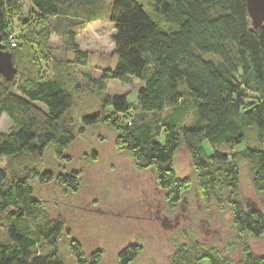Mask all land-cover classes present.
Returning <instances> with one entry per match:
<instances>
[{"label": "trees", "instance_id": "1", "mask_svg": "<svg viewBox=\"0 0 264 264\" xmlns=\"http://www.w3.org/2000/svg\"><path fill=\"white\" fill-rule=\"evenodd\" d=\"M145 1L149 12L139 0H28L46 24L45 34L64 39V53L73 57L42 78L46 70L36 52L20 48L9 30L7 13L18 11L22 0H0L1 44L17 69L11 81L0 77V119L5 115L13 125L0 133V164L8 161L0 166V264H65L57 241L71 232L58 217L49 218L31 184L54 183L56 196L77 193L81 171L55 176L43 170L44 154L65 158L74 141L97 126L114 135L113 149L128 156L134 171L153 172L171 214L190 187L196 189L202 215L221 228L226 224L227 246H238L240 256L232 262L183 232L185 243L175 246L170 264H264V23L251 26L245 0ZM103 17L114 27L117 62L98 79L85 75L81 84L76 67L87 66L89 55L79 50L75 30ZM130 79L141 83L136 104L125 94L106 93L108 82ZM190 109L191 125L180 128ZM163 112L160 119L144 118ZM204 141L211 157L203 153ZM240 145L245 149L233 153ZM181 148L189 157L190 182L172 166ZM84 157L98 160L95 153ZM220 214L224 224L215 218ZM31 219L42 222L32 226ZM138 246L121 250L117 264L133 263L141 255ZM70 254L75 264H100L103 256L94 251L86 259L76 241Z\"/></svg>", "mask_w": 264, "mask_h": 264}, {"label": "rangeland", "instance_id": "2", "mask_svg": "<svg viewBox=\"0 0 264 264\" xmlns=\"http://www.w3.org/2000/svg\"><path fill=\"white\" fill-rule=\"evenodd\" d=\"M139 2L149 12L148 3L145 0H139ZM20 7L16 12L7 13V21L10 24L9 30L13 29L17 34L20 48L30 47L36 52L40 63L46 70V73H42V78H45V76L52 75L56 71L60 62L65 59L72 61L73 57L65 55L64 39L56 34H45L46 24L30 6L28 0H22ZM75 33L79 50L89 55L87 66L76 67L81 84L85 83V75L89 74L91 78L98 79L103 69H114L117 62L116 56L113 57L114 47L111 41L114 27L108 22L106 17L76 29ZM45 37H47L46 43ZM140 86L141 83L135 79H130L127 83L110 81L107 83L106 93L110 96L125 94L128 103L136 104ZM93 108L94 110L98 108L97 102H94ZM106 110L110 112V108ZM165 114V112L159 115L148 114L144 115V118L151 121L160 119ZM192 119V109H190L180 128L189 127ZM12 129L13 125L3 115L0 119V133L7 134ZM113 140L114 135L110 131L98 126L92 127L87 129L85 134L78 137L71 148L65 151V158L56 160L50 150H47L44 154L42 168L45 171H51L55 176L67 174L71 171H81L79 180L81 188H79L77 193H69L73 196L65 197L62 190L61 195L64 197L53 194L52 188L56 189L58 193L60 191L55 188L54 183L40 185L35 182L31 184L34 196L40 201L43 210L49 215V218L58 217L71 232L70 238L62 236L57 241V248L61 257L65 264H75L70 254V245L71 241H76L80 245L82 254L86 259L94 251H101L103 256L100 264H117L118 253L127 245L141 244L144 247L138 241V238L134 237L142 235L144 239L152 237L154 244L152 245L151 242L147 243L148 247H144L141 255L131 264H170L176 250L174 249L173 253L169 251L171 239L172 245L180 246L186 240L182 231H185L187 235L195 234L197 241L201 239L197 225L199 226L198 221L202 217V213L200 209H197L198 203L194 188L190 187L185 195L187 210L181 213L177 227L163 230L160 223H158L159 220H155L154 212L157 207H160L161 211L159 217L165 215L171 218L173 216L168 212L167 206L164 207L163 194L156 190L152 181L149 182V185L144 181L143 177L135 173L128 156L113 149ZM158 140L160 142L163 141V139H156V141ZM202 149L206 157L212 156L213 150L207 141L202 143ZM244 149L245 146L240 145L235 148L233 153ZM222 150H226V148ZM92 153L98 155V160L95 162L91 159L85 161L84 156ZM7 162V160L3 159L0 166L5 167ZM172 166L175 172L178 173L179 178L189 179V182L192 180L189 157L183 148L175 156ZM247 175L248 171L246 173L245 170L242 184L244 186L245 200L250 206L254 204V201L251 196H247V191L250 189ZM142 179L144 181L143 187L137 189L135 198L131 200L133 182L136 180L142 182ZM192 184L194 186V182ZM91 185L94 187L92 188ZM81 199L85 201L80 202ZM89 202H92L91 205ZM134 203H137V208L129 210ZM96 207H102L104 210L102 213L114 211L116 216H120L124 212H127V214L124 213L121 218H115L113 215L96 214L94 212ZM207 217L208 219L210 218L209 216ZM215 218L218 220L221 218L222 224L227 219L226 215L221 214L220 217L216 216ZM210 219L208 222L210 221L209 224L214 228L212 230L215 233H207L208 236L205 240H202L201 244L208 248L216 249L222 257L236 263L240 258L239 251L237 252L238 246L237 248L235 246H227L226 242H229L226 239L229 232L228 227L224 224L223 228H221L214 223L212 216ZM41 222V219L30 220L32 226ZM261 243L264 244V241ZM42 246L44 247L42 252L47 253L50 251L48 244L43 243ZM255 247L257 248L255 253L259 252V246L256 245ZM261 250L264 251L263 249ZM199 264L210 263L209 260L203 259Z\"/></svg>", "mask_w": 264, "mask_h": 264}, {"label": "water", "instance_id": "3", "mask_svg": "<svg viewBox=\"0 0 264 264\" xmlns=\"http://www.w3.org/2000/svg\"><path fill=\"white\" fill-rule=\"evenodd\" d=\"M246 1V8L247 13L249 16V20L251 23V26L254 29H258L263 23H264V0H245ZM17 69L12 63V57L11 54L8 51L4 50V47L1 44V34H0V77L5 81H11L16 77ZM196 193L197 198V209H200V212L202 213V208L199 202V199L197 197L196 189H194ZM89 193V192H88ZM87 195V193H85ZM84 199H81L80 202H84ZM92 202H89L91 205ZM135 204V205H134ZM133 206L129 210H134L137 208L136 204L134 203ZM160 206V205H159ZM77 208V207H76ZM84 210V208H82ZM107 210V209H106ZM184 210H187V202L186 198L182 199L181 203L179 204L178 211L172 214L171 218L162 215L159 217L160 207H157V210L154 212L155 220H159L160 226L163 230L169 229V228H175L177 227L179 217H181V213H183ZM104 210L102 207H96L94 212L96 214L101 215H113L115 218H121L124 213L127 214V212H124L120 216H116L114 211H108V213H102ZM137 219H140L139 217H136ZM199 226L197 225V229L199 231V236L201 239H198L200 243H202V240H205L208 236L207 233H215L214 229L209 222L206 220V218L202 215V217L198 221ZM204 225V226H203ZM132 226V225H131ZM205 227V229H204Z\"/></svg>", "mask_w": 264, "mask_h": 264}, {"label": "flooded vegetation", "instance_id": "4", "mask_svg": "<svg viewBox=\"0 0 264 264\" xmlns=\"http://www.w3.org/2000/svg\"><path fill=\"white\" fill-rule=\"evenodd\" d=\"M135 173L136 174H138L140 177H143V179H144V181H146L149 185H150V183L149 182H153L154 183V176H153V172H151V171H148L147 173H137L136 171H135ZM143 179H142V182H139V181H135V182H133V191H131V195H132V198H131V200L132 199H134L135 198V195L137 194V189H141L142 187H143V183H144V181H143ZM163 204H164V207H166V201L165 200H163ZM158 223H160V222H158ZM134 228V227H133ZM138 229V228H137ZM185 233V231H182V233ZM135 238H138V241L140 242V243H142L143 245H144V247L145 248H147L148 247V245H147V243H149V242H151L152 243V245L154 244L153 243V238L151 237V238H147V239H144V236H142V235H136V236H134ZM172 240V239H171ZM171 240H170V244H169V251L170 252H172L173 253V251H174V249H176V247H174L175 245H172V243H171ZM185 243V241L181 244V245H183ZM130 245H135V244H130ZM130 245H127V246H130ZM138 245V244H137ZM126 246V247H127ZM144 247L143 246H141V244L138 246V248H139V250H140V253H142L143 252V250H144ZM123 250V249H122ZM101 252V251H100ZM177 251L175 250V253H176ZM175 253H174V255H175ZM174 255L172 256V258H174ZM171 258V259H172Z\"/></svg>", "mask_w": 264, "mask_h": 264}, {"label": "built area", "instance_id": "5", "mask_svg": "<svg viewBox=\"0 0 264 264\" xmlns=\"http://www.w3.org/2000/svg\"><path fill=\"white\" fill-rule=\"evenodd\" d=\"M15 43L14 41L11 39V47H14Z\"/></svg>", "mask_w": 264, "mask_h": 264}]
</instances>
